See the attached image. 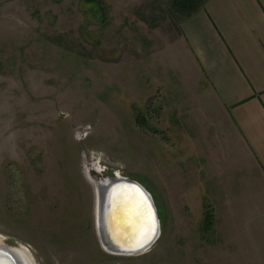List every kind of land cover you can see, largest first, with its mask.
Instances as JSON below:
<instances>
[{
    "label": "rangeland",
    "instance_id": "rangeland-1",
    "mask_svg": "<svg viewBox=\"0 0 264 264\" xmlns=\"http://www.w3.org/2000/svg\"><path fill=\"white\" fill-rule=\"evenodd\" d=\"M95 1L0 0V243L30 264H264L253 194L227 211L240 162L222 155L215 100L177 44L102 43L109 4L129 16L141 1ZM116 173L154 199L142 253L97 235L95 182Z\"/></svg>",
    "mask_w": 264,
    "mask_h": 264
},
{
    "label": "crops",
    "instance_id": "crops-1",
    "mask_svg": "<svg viewBox=\"0 0 264 264\" xmlns=\"http://www.w3.org/2000/svg\"><path fill=\"white\" fill-rule=\"evenodd\" d=\"M129 1L134 4L135 0ZM106 2L96 0L95 4H103L105 10L109 4ZM138 2L129 16L118 7L117 1L116 11L112 12L109 4L102 25L109 18L114 33L102 43L116 47L125 44L139 50L179 46L183 62L215 100L222 121V125L218 120L215 124L217 138L223 145L222 155L226 160L233 155L240 162L237 174L227 179L226 194L230 196L227 211L232 215L231 203L240 202L241 196L252 193L256 208L253 220L261 224L264 222V0H204L202 7L189 16L172 13L173 0ZM127 20L129 25L125 24Z\"/></svg>",
    "mask_w": 264,
    "mask_h": 264
},
{
    "label": "water",
    "instance_id": "water-1",
    "mask_svg": "<svg viewBox=\"0 0 264 264\" xmlns=\"http://www.w3.org/2000/svg\"><path fill=\"white\" fill-rule=\"evenodd\" d=\"M95 224L101 245L116 254L142 253L157 240L160 227L157 209L150 192L137 180L123 176L108 177L106 182H95ZM117 198V199H115ZM112 213L126 216L129 221L144 223V232L137 240L117 237L112 230ZM147 233L150 238L140 243ZM0 264H22V260L13 248L0 245Z\"/></svg>",
    "mask_w": 264,
    "mask_h": 264
},
{
    "label": "bare ground",
    "instance_id": "bare-ground-1",
    "mask_svg": "<svg viewBox=\"0 0 264 264\" xmlns=\"http://www.w3.org/2000/svg\"><path fill=\"white\" fill-rule=\"evenodd\" d=\"M115 176L121 175L116 173ZM99 180L102 182H106L108 180V177ZM110 226L112 227V230H114L113 232H115L117 237L119 236L123 238H128L130 242L135 241L140 236H142L145 229L143 222L138 224L135 220L129 221L126 216L122 215V213H112ZM14 250L18 253L19 257L21 258L22 264H30V261L24 251L15 248Z\"/></svg>",
    "mask_w": 264,
    "mask_h": 264
},
{
    "label": "trees",
    "instance_id": "trees-1",
    "mask_svg": "<svg viewBox=\"0 0 264 264\" xmlns=\"http://www.w3.org/2000/svg\"><path fill=\"white\" fill-rule=\"evenodd\" d=\"M204 0H173L171 11L174 14L181 16H189L193 12L200 9L203 5ZM140 122H144L143 117L137 118ZM212 216L206 210L203 219V226L205 230H208L212 226Z\"/></svg>",
    "mask_w": 264,
    "mask_h": 264
},
{
    "label": "snow or ice",
    "instance_id": "snow-or-ice-1",
    "mask_svg": "<svg viewBox=\"0 0 264 264\" xmlns=\"http://www.w3.org/2000/svg\"><path fill=\"white\" fill-rule=\"evenodd\" d=\"M148 238H150V236H148L147 233H145L144 239L140 243H138L136 246L137 247H142L143 246V242H146V239H148Z\"/></svg>",
    "mask_w": 264,
    "mask_h": 264
}]
</instances>
